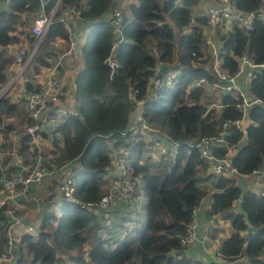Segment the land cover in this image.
I'll use <instances>...</instances> for the list:
<instances>
[{"label": "trees", "instance_id": "obj_1", "mask_svg": "<svg viewBox=\"0 0 264 264\" xmlns=\"http://www.w3.org/2000/svg\"><path fill=\"white\" fill-rule=\"evenodd\" d=\"M56 1L0 0V90L8 83L7 71L15 61L13 46L31 47L35 41L30 32L33 20L42 11L49 14ZM200 1L134 0L126 8L131 17L117 32L103 20L117 0H59L53 22L26 70L30 80L24 91L42 87L33 81L57 59L51 43L56 38L69 39L65 23L59 19L67 7H75L78 27L89 28L80 50L83 66L74 78L78 115L57 125L49 151L59 166L77 165L71 169L75 192L73 201L62 198L58 210H46L35 235L20 237L16 258L7 264H196L186 254L195 241L185 247L180 238L192 211L208 195L209 209L199 211L198 218L204 213L206 219L220 217L230 224V234L219 243V257L229 264H264V196L245 191L233 176L211 179L208 162L194 147L196 140L220 139L214 154L226 156L232 147L231 163L239 176L264 167V69L249 83L251 99L257 102L247 107L250 124L245 134L236 124L244 117L241 100L221 93L220 110L202 103L205 87L211 85L192 87L191 83L200 77L209 83L221 81L213 56L204 57L209 48L203 35L206 17L192 13ZM233 1L249 13L259 10L264 0ZM192 20L195 24L190 26ZM217 35L221 70L234 73L235 58L243 54L255 64L264 63V21L258 16L250 31L234 25L230 32ZM109 60L115 63L113 67ZM169 72L175 75L158 90L155 101H148L149 78ZM130 87L136 90L137 99H147L141 115L147 129H129L128 114L135 110L128 98ZM31 123L23 101H12L8 91L0 97V174L18 171L10 163V136ZM150 128L162 129L170 138L165 143L177 146L174 158L169 147L161 154L145 140L146 136L152 138ZM244 135V146L237 148ZM31 147L30 136L24 135L17 154L27 159ZM123 173L124 178L138 182L135 196L142 193V205L129 217L124 212L119 215V222L112 223L117 232L98 236L108 226L107 213L96 214L83 204L99 202L107 192L104 178ZM238 199H242L249 224L236 211ZM128 220L132 225L126 228ZM7 221L0 209V252ZM254 228L258 230L251 232Z\"/></svg>", "mask_w": 264, "mask_h": 264}, {"label": "built area", "instance_id": "obj_2", "mask_svg": "<svg viewBox=\"0 0 264 264\" xmlns=\"http://www.w3.org/2000/svg\"><path fill=\"white\" fill-rule=\"evenodd\" d=\"M58 5L59 0L56 1L49 14L42 11L37 14L33 20L30 32L35 37V41L31 47H21L16 51L15 61L12 64L13 66L15 65V70L13 79L10 82L11 84L30 66L31 59L39 42L44 37L49 25L53 22V14ZM78 14L75 7H67L62 18L59 19L65 23V28L69 32V37L74 33L73 38L70 40L68 52L75 51V49L81 46L89 32V28L79 30L80 27H78L76 22L78 20ZM204 16L206 17V24L204 26L206 35L204 41L206 45L210 46L212 43L211 35L220 33L226 26L230 28V31L233 29L234 25L243 28L245 31H250L256 16L264 21V1L260 9L257 10V13H247L238 9L233 0H216L215 3L206 7ZM125 21H127L125 12L116 8L111 11L107 20L109 25L117 32L121 31ZM77 29L79 30L78 33L76 32ZM75 33L77 35H75ZM235 60L237 62V69L232 74L220 68L217 69V65H214V70L217 72L221 82L209 83L204 77H200L195 79L191 83V86L202 87L209 84L213 90L230 94L232 98L241 100L242 109L245 111L251 103L257 102V100H249L248 98L249 83L261 69H264V63L259 65L255 64L253 59L246 54L236 57ZM109 63L112 67L115 65L112 60H109ZM58 65V60H56L53 67L50 69V74L46 77L39 90L24 92L21 95L29 118L32 120L30 125L25 126L23 134L30 136L31 142H33L32 147L35 149L34 154L28 159V162L18 171L10 174H0V209H2L3 214L8 219L3 231L4 247L0 252V264H7L15 260L17 255V243L20 241L22 235H35L38 231V226L36 227L26 222L24 216L17 213L20 201L25 200L40 203L43 196H41L39 192L46 179L54 177L62 168L55 159L51 158L50 152L37 142V139L44 135L46 140L51 144L56 134L57 125L68 116L78 115V111L75 107L64 104L66 91L57 76L59 73ZM173 76L174 73L169 72L164 76L157 75L150 77L147 87L148 92H146L145 95H148V101H155L158 98V90L166 85ZM241 79L247 81V85H242L240 82ZM128 98L135 104V108L138 109L139 115L141 116L143 105L147 99H144V97L137 99L136 90H133L132 87L129 88ZM219 107L221 108L222 106L220 105ZM239 122L240 121L236 123L237 126H239ZM147 127L148 125L141 121L140 117L136 123L131 124L129 129L139 131L140 129H147ZM148 133L152 135L150 141L153 149H156L161 154L169 151L165 141H169L170 138L162 129L150 128V132ZM217 141H220V139L204 138L196 140L194 141V147L200 153V156L208 162L209 169L212 173L225 176L236 175L237 171L231 163L234 149L229 147L226 156L217 157L213 151V147ZM253 173H258L264 179V167L255 170ZM58 188L62 198L73 201L75 183L71 175L63 176ZM137 188L138 182L135 179L124 178L123 173L121 177L113 181L108 191L99 202L85 203L83 207L87 209L92 208L96 214H102L104 211L108 210L110 206L121 202L126 209H129L134 204ZM258 193L264 196V190ZM203 201L204 198L200 200L198 206L191 213L186 233L180 238L182 246L186 247L194 241H200L204 246L207 237H198V215ZM18 228H20L21 231L16 233L14 230ZM216 256L219 259L216 262L214 261L215 264H229L219 257L218 252Z\"/></svg>", "mask_w": 264, "mask_h": 264}, {"label": "crops", "instance_id": "obj_3", "mask_svg": "<svg viewBox=\"0 0 264 264\" xmlns=\"http://www.w3.org/2000/svg\"><path fill=\"white\" fill-rule=\"evenodd\" d=\"M133 1L134 0H117V4L114 6L113 9H115L116 7L127 8L126 5H128L130 2H133ZM215 2H216V0H201L200 1V3L203 6L206 5L205 9L207 6L212 5ZM200 3L198 4V6L200 5ZM198 6H196L192 10V13L194 16H198V15H195L200 10ZM111 11L107 12L106 14L103 15L104 21L108 20L110 14H111ZM124 12H125L126 18L128 20L129 17H131V16H130L129 12H126V10ZM199 15L204 16V12H203V14H199ZM79 30H81V28H79ZM79 30L77 29L76 32L78 33ZM188 30H190V29H186V31H188ZM228 32H230V28L228 26H226L223 28V30L220 33H228ZM217 34H219V33H217ZM217 34L211 35V42L212 43L210 46H208L209 47L208 50H213L214 47L216 46V43L219 41L218 40L219 36ZM75 35H77V34L75 33ZM203 35L205 38V35H206L205 34V27L203 29ZM73 36H74V33L72 35H70L68 40H65L62 38H56L51 43V47L55 51V53L57 54V59H55V62H56V60H58V63H59V65H58L59 73L57 74V76L60 80L61 85L64 87V89L66 91L64 104L76 108V99L74 97V90H75L74 78H75L76 74L80 71V69L82 68L83 64L81 61V54H80V50H81L82 45L79 46L77 49H75V51L68 52L70 40L73 38ZM20 47H27V45L24 44L22 46H20V45L13 46V51H17L18 49H20ZM217 50H218V48L215 50V55L213 56L214 62L216 64H217V62H219V60L217 59L218 58V55H217L218 51ZM55 62H53L51 67H53ZM51 67L44 70L40 75L36 76V79L33 82H35V84L36 83L43 84L44 80L46 79V77L51 72V70H50ZM27 69H28V67L26 68V70ZM14 70H15V65L14 66L12 65L8 68V71H7V74L9 75L8 83L0 91L2 92L7 87V85L10 84L9 85L10 87L7 89V91L9 92L10 99L12 101H19V100L22 101L21 95L25 92L24 91L25 84L30 79L27 77L28 72L25 76H23L24 72H26V70H24V72L21 74V76L11 84L10 82L13 79ZM174 75H175V72H174ZM240 82L242 85H247V81H245L244 79H241ZM214 91L218 94V97L221 96L220 92H218L216 90H214ZM212 92H213V89H211L210 86L205 87L204 96L202 97V100L204 101L206 96L209 97V99L211 98L209 105H206V106L208 108L215 107L218 110H220V107H219L220 103H218L217 106H215V104L212 103L213 100L216 99V98L212 97V94H213ZM248 95H249L248 98L250 100L251 99L250 93H248ZM203 101H202V103H203ZM134 111H138V109L135 108ZM244 112L246 114L247 108L245 109ZM140 117L141 116L139 115L138 117H135V118L138 120V119H140ZM242 119L240 120L239 126H238L241 130L244 129L241 125ZM245 132H246V129H245ZM23 133L24 132L21 131L18 134H13L10 136V140L13 143L12 144L13 145L12 159H11L10 163L13 167H16L18 170L25 163L28 162V159L32 156V154L34 152L33 147H31L29 151H32V152H31V154H29V153L27 154V159H24L22 156H19L17 154V149H18L21 137L24 136ZM143 136L145 137L146 135H143ZM145 140L147 142H149L150 138L148 136H146ZM0 142L2 143V138H0ZM37 142L48 151H50L52 149L51 144L46 140L44 135L41 138H38ZM32 145H33V142H32ZM2 157H3V153L0 152V159ZM74 165H75V167L77 166L76 164H74ZM74 165L70 164L68 166H62L60 171L54 177L46 179L43 187L40 189V192H39L41 194V196H43L42 201L40 203H34L31 201L21 200L19 205H18L17 213L19 215L24 216V219L26 222L37 227L40 223L41 217L43 216V214L46 212V210L48 208L51 210H58V206H59L61 199H62L60 192H59L58 185H59L60 180L62 179L63 176L71 175V169ZM0 168H1V163H0ZM244 176L245 175H243V176H239L237 174L233 175V177H235L236 179L238 177L245 178ZM247 176H250V177L254 176L255 179H253L252 182L251 181H249V182L245 181V186L243 188L245 191L251 190L253 192L258 193V192L264 190V179L258 173H252V174L247 175ZM117 178L116 177L104 178L105 183L103 184V187L106 188V190H108L109 187L111 186V184L113 183V181L116 180ZM208 184H210V183L208 182ZM209 196L210 195L205 196L204 201L200 206V211L209 209V206H210ZM142 202H143V195L139 191V193H137V195L135 196L134 204L135 203L140 204L139 205V207H140L142 205ZM123 212L127 213V214L128 213L132 214L133 211H127V209L125 208V206L121 202L110 206L109 209L107 210V214L105 216L107 219V224H109V222H111L113 220H115L117 223L118 219L120 218L119 215H121ZM203 214L204 213H202V214L200 213L198 237L199 238L204 237V236L207 237L206 241L204 243V246L200 243V241H195L186 250L187 256L189 258H191L192 260L196 261V264H200L199 261L201 260V257L204 258L205 260H207L208 262H210V261L216 262L219 259L216 256L219 243L221 240H223L225 237H227L230 234L229 233V234H226L225 236H222V235H224L223 230L221 228L222 226L221 225L217 226V222L220 219V217H218V218H216V217L212 218L211 217V218L206 219ZM14 231L16 233H18L21 231V229L18 228L17 230H14ZM103 231L104 230H101L100 233L102 234V237H105V235H103ZM104 232H106V231H104ZM213 233H214V235L211 236ZM88 248H86V249H88Z\"/></svg>", "mask_w": 264, "mask_h": 264}, {"label": "rangeland", "instance_id": "obj_4", "mask_svg": "<svg viewBox=\"0 0 264 264\" xmlns=\"http://www.w3.org/2000/svg\"><path fill=\"white\" fill-rule=\"evenodd\" d=\"M205 6L206 5H202L201 3H200V5L198 6L199 7V12L198 13H196L195 15H199V14H203V12H204V9H205ZM126 7H127V5H126ZM202 7V8H201ZM116 9H118V10H121V11H125L126 10V8H123V7H116ZM195 24V22L192 20L191 21V25L190 26H193ZM40 43V42H39ZM21 48V47H20ZM218 48V43H216V46L214 47V51L213 50H207V52L204 54V57H208V55H212V56H214L215 55V50ZM55 62V61H54ZM53 64V63H52ZM214 65H217L216 66V68L218 69L219 68V66H220V63L219 62H217V64L214 62ZM27 74V71L26 72H24V74H23V76H25ZM1 92V91H0ZM213 94H212V97L213 98H216V99H214L213 100V104H215V106H217L218 105V103H219V97H218V94L213 90V92H212ZM211 99V98H210ZM210 99H209V97H207L206 96V98L204 99V101H203V103H204V105H209V103H210ZM250 124V119L247 117V112H246V114H245V112H244V117H243V119H242V121H241V125H242V127L244 128V129H242V132H243V134H245V129H247V127H248V125ZM167 144V146L171 149V152H170V157L171 158H174V156H175V154H176V151H177V146L176 145H174L173 143H166ZM244 144H245V135L243 136V138H242V141L240 142V143H238V145H237V148H241L242 146H244ZM35 148L33 147V150H34ZM126 164H127V162H125V163H122L121 164V167L123 168L124 166H126ZM209 171H210V169H208ZM211 172V171H210ZM207 173H208V171H207ZM206 173V174H207ZM212 173V172H211ZM205 173L203 174V175H206ZM213 175H212V178L211 179H214V178H217V175L215 176V174L214 173H212ZM247 175H245L244 177L245 178H241V177H238L237 178V184L238 185H240L242 188H244V186H245V181H253V179H255V177L254 176H247ZM254 184V183H253ZM255 188V187H254ZM108 191V190H107ZM139 205L140 204H137V203H135L134 204V206L133 207H131V208H129L128 209V211H133V212H136V211H138V208H139ZM104 213L106 214L107 213V210L106 211H104ZM127 215V217H129L131 214L130 213H128V214H126ZM136 216H137V214H136ZM137 217H139V216H137ZM136 217V218H137ZM143 217V216H142ZM102 223H104V221L103 220H100ZM117 222H119V221H117ZM112 223H116V221L115 220H113V221H111V222H109V224H108V226L107 227H105V229H104V231H106V232H104L103 231V235H105L106 236V234H107V232H109V231H111V232H113V233H115V232H117V229H116V227L115 226H113V224ZM132 222L130 221V220H128V221H126L125 223H124V225H125V227L126 228H128V227H130L132 224H131ZM92 225V224H91ZM219 225H221L222 227V230H223V234L224 235H222V236H225L226 234H229L230 233V224H229V222L228 221H226V220H224L223 218H220L219 220H218V222H217V226H219ZM258 230V228H254V229H252L251 230V232H256ZM123 231V230H122ZM119 233V232H118ZM109 235V234H108ZM98 236H101L102 237V234L100 233V231H98ZM221 237V236H220ZM222 239V238H221ZM220 239V240H221ZM222 241V240H221ZM220 241V242H221ZM95 242V241H94ZM93 244V242L92 243H87L86 245H85V249L86 248H88L89 246H91ZM190 259V258H189ZM191 260L192 259H190V262H191ZM189 262V263H190ZM208 261L207 260H205L204 258H202L201 257V260H200V264H206Z\"/></svg>", "mask_w": 264, "mask_h": 264}, {"label": "water", "instance_id": "obj_5", "mask_svg": "<svg viewBox=\"0 0 264 264\" xmlns=\"http://www.w3.org/2000/svg\"><path fill=\"white\" fill-rule=\"evenodd\" d=\"M255 13H257V11H255ZM9 87L10 86L7 85V87L0 93V97L5 94V92L7 91ZM139 114L140 113L138 111H130L128 114V123H136L137 119L135 117H138ZM235 208L238 213L244 216L245 220L249 224L247 213L242 209V199L237 200Z\"/></svg>", "mask_w": 264, "mask_h": 264}]
</instances>
